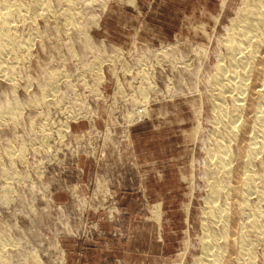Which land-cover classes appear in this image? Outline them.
Returning a JSON list of instances; mask_svg holds the SVG:
<instances>
[{
	"label": "rangeland",
	"instance_id": "374dc122",
	"mask_svg": "<svg viewBox=\"0 0 264 264\" xmlns=\"http://www.w3.org/2000/svg\"><path fill=\"white\" fill-rule=\"evenodd\" d=\"M39 1L53 15L21 12L0 58V264H204L224 231L208 214L212 79L254 0ZM249 201L261 230L245 221L251 255L231 264H264V201Z\"/></svg>",
	"mask_w": 264,
	"mask_h": 264
},
{
	"label": "bare ground",
	"instance_id": "6f19581e",
	"mask_svg": "<svg viewBox=\"0 0 264 264\" xmlns=\"http://www.w3.org/2000/svg\"><path fill=\"white\" fill-rule=\"evenodd\" d=\"M131 3L135 4V0H131ZM29 5L25 2L0 0V58L6 56V47L12 46L9 39L5 38L15 28L17 16L23 11L32 15L37 7H47L39 0H34L36 7ZM65 18L70 22L71 15L66 14ZM228 31L225 47L227 53L221 56L222 60L217 63L212 79L215 92L213 97L218 103L215 106L217 139L209 152L210 195L207 199V213L215 224H222L224 231L206 233L204 264H231L233 256L243 260L246 255H251L253 242L248 240L246 231L249 228L246 229L244 224L249 220L251 227L261 230L259 218H263L259 207L251 205L249 199L256 194L261 202L264 201V176L254 169L257 157L264 155V0H254L247 5L244 14L239 16L234 27ZM100 66L94 68L98 82L104 78ZM226 100H229L230 107L226 106ZM232 142L237 144L238 155L232 154ZM221 196L224 201H219ZM220 240L227 246L223 250L219 246Z\"/></svg>",
	"mask_w": 264,
	"mask_h": 264
},
{
	"label": "crops",
	"instance_id": "0c3cea01",
	"mask_svg": "<svg viewBox=\"0 0 264 264\" xmlns=\"http://www.w3.org/2000/svg\"><path fill=\"white\" fill-rule=\"evenodd\" d=\"M133 199H134V204H136L135 203V197H133V196H131ZM131 198V199H132ZM133 232H134V234H135V237H134V240H136L137 238H136V233H137V226L135 227V224H133ZM125 257H127V259L128 258H135L136 259V257H137V248L136 249H133V250H131V252L130 253H125Z\"/></svg>",
	"mask_w": 264,
	"mask_h": 264
},
{
	"label": "built area",
	"instance_id": "2783aa9c",
	"mask_svg": "<svg viewBox=\"0 0 264 264\" xmlns=\"http://www.w3.org/2000/svg\"><path fill=\"white\" fill-rule=\"evenodd\" d=\"M134 113H136V115H133V117H128V118H125L124 116V119L123 122H122V126H130L131 124H135L137 123V108H135L134 110ZM135 120V122H133Z\"/></svg>",
	"mask_w": 264,
	"mask_h": 264
}]
</instances>
